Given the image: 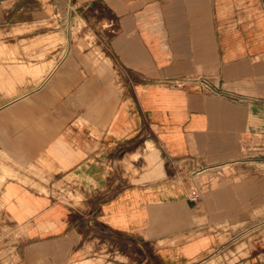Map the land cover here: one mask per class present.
<instances>
[{"label":"crops","instance_id":"obj_1","mask_svg":"<svg viewBox=\"0 0 264 264\" xmlns=\"http://www.w3.org/2000/svg\"><path fill=\"white\" fill-rule=\"evenodd\" d=\"M20 1L0 0L4 41L67 43L0 44V210L28 232L12 264H107L110 244L122 264H264V222L239 236L235 174L213 172L264 121L262 2ZM196 76L219 88L173 84Z\"/></svg>","mask_w":264,"mask_h":264},{"label":"rangeland","instance_id":"obj_2","mask_svg":"<svg viewBox=\"0 0 264 264\" xmlns=\"http://www.w3.org/2000/svg\"><path fill=\"white\" fill-rule=\"evenodd\" d=\"M45 5V11L47 13H53V7L48 3V0H40ZM262 4L264 5V0H260ZM13 4H19L21 2L20 0H12ZM29 3H34L36 0H29ZM36 4V3H35ZM24 5V9L26 8H35L41 7L39 5ZM27 6V7H25ZM16 7H21L20 5ZM28 31V32H27ZM19 33H25V36H17ZM34 29L31 27H25V29H16L14 31V38H12L11 41H4L2 37H0V44H30V45H36V44H66L67 38L66 36L57 37L58 39L51 43L49 40H45L46 37L40 36L36 34ZM93 38H89V41H87L86 38L78 37V41L85 43V47L88 48V51L90 48H94L95 52L100 51L99 48L96 45L92 44ZM93 45V46H92ZM109 60V58H106ZM15 60V59H14ZM110 61V60H109ZM11 70V69H10ZM262 101H255L252 100L251 103H262L264 105V98H262ZM258 125V127H257ZM254 125V131L251 133H248L245 138L243 149L240 150L238 155L236 156L235 160L231 161L230 165H224V166H218L215 168V171H213L216 176L217 172L228 174L234 173L235 174V183L238 187L237 195L238 199L240 201L239 205L242 206V210H240L236 217L231 221L233 225H236V229L239 233V236H243L245 234V226L253 223H261V221L264 222V121L262 123V127H259L260 123ZM147 158V156H146ZM230 166V167H228ZM225 167L226 170H224ZM130 170L132 173H137L138 169L136 170V167L133 165H127L126 169ZM126 170V171H128ZM135 170V171H134ZM129 171V172H130ZM223 184H228V181H223ZM231 183V184H232ZM214 184V183H213ZM212 181L209 183L203 185L205 188H208L213 185ZM234 184V185H235ZM53 186V185H52ZM57 184H55L54 187H56ZM52 187V189L54 188ZM50 187L45 186L41 190L47 191ZM55 189V188H54ZM69 200H67V197L64 196L62 193V197H60V200L66 201V203H70V200L72 199L73 202L70 204L72 207H78L79 205L84 204V197L81 192V188H77L76 193H72V191L69 189ZM57 192V191H56ZM60 196V195H58ZM219 228L221 231L227 230L228 227H230V222L226 220V222H218ZM259 225V224H258ZM257 225V226H258ZM12 221L2 213L0 210V263L2 264H12L14 261L19 259V251L21 248V241L23 239H26L27 236V229L23 227L21 230L12 229ZM262 229H257V231L254 234H259V232ZM244 246L243 244L241 247ZM116 247V246H115ZM125 251L132 253L133 244L132 243H125L124 244ZM114 245L111 246L110 244V250L108 252V259L109 263L107 264H122V261L129 260V258L124 255L120 251H114ZM99 255V253L97 254ZM101 259V258H99ZM102 261H100L101 263ZM113 262V263H112Z\"/></svg>","mask_w":264,"mask_h":264},{"label":"built area","instance_id":"obj_3","mask_svg":"<svg viewBox=\"0 0 264 264\" xmlns=\"http://www.w3.org/2000/svg\"><path fill=\"white\" fill-rule=\"evenodd\" d=\"M191 82H199V83H203L206 86H209L212 88H219L216 84L211 83L208 78L203 77V76L182 77V78L180 77V78H175L173 80V84H175L177 87L185 86ZM189 195H190V199L194 201L202 198V192L198 188H192Z\"/></svg>","mask_w":264,"mask_h":264}]
</instances>
